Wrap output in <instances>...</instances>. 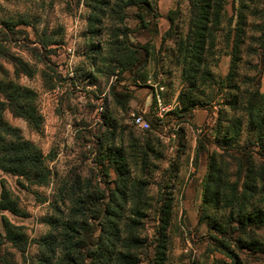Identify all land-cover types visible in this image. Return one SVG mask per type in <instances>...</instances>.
Returning a JSON list of instances; mask_svg holds the SVG:
<instances>
[{"label": "rangeland", "instance_id": "obj_1", "mask_svg": "<svg viewBox=\"0 0 264 264\" xmlns=\"http://www.w3.org/2000/svg\"><path fill=\"white\" fill-rule=\"evenodd\" d=\"M146 2L157 16L143 10L146 27L138 28L131 17L120 23L107 16L88 27L90 11L83 0H0V82L32 93L39 126L9 109L1 119L39 149L49 171L46 185L28 187L20 186L21 177L0 170L5 198L17 210L0 209V264H43L45 259L63 264L65 254H52L44 244L62 239L67 224L75 229L67 235L71 245L81 241L90 250L104 209L119 215L122 237H137L138 247L122 250L136 253V264H155L166 203L171 216L164 264H264V224L253 221L240 232L235 226L228 230L231 212L225 207L247 185L244 211L264 220V127L259 130L264 121V0H206L203 36L192 19L193 6L201 0ZM107 3V11L120 7V0ZM126 26L136 31L126 33L125 45L148 48L129 56L140 58L137 84L130 71L120 70L130 60L118 52L124 49L119 41ZM188 43H202L200 61L184 57ZM123 87L131 92L124 104L117 101ZM152 90L169 105L160 127L152 122L156 104L144 105L145 93L150 92V101ZM251 94L260 105L247 111ZM189 100L200 104L188 109ZM169 108L183 118L168 120ZM132 114L142 115L151 129L134 126ZM117 150L128 186L111 204L108 195L120 180L106 155ZM207 180L218 185L216 203H203ZM3 220L16 227V247L5 239ZM207 221L225 228V234L214 233ZM84 224L90 226L83 229ZM217 242L226 243L236 258L217 252ZM88 254L78 257L80 264H99Z\"/></svg>", "mask_w": 264, "mask_h": 264}, {"label": "trees", "instance_id": "obj_2", "mask_svg": "<svg viewBox=\"0 0 264 264\" xmlns=\"http://www.w3.org/2000/svg\"><path fill=\"white\" fill-rule=\"evenodd\" d=\"M125 2V3H124ZM196 2V1H195ZM193 3L196 4V3ZM84 6H86L89 11L90 15L87 17L88 20V27H90L93 24H96L98 19H103L104 17H108L109 19H118V22H122L124 19L131 17L132 19L137 21L136 27L138 28H144L146 27V23L144 21V12H150L151 15L154 17L157 16V12L155 10H150V5H147L148 3L146 0H120V4L118 8L112 7L109 11H107L109 4L107 3V0H83ZM194 24L196 25V31L201 36L204 35L205 31V25L202 24L201 19H206L203 17V14H206V11L209 8V3L206 2V0H201L199 4L194 5ZM129 8H135L136 12L132 14L126 13V10ZM262 9L264 10V2L262 5ZM115 10H117L115 12ZM202 12L201 16L200 13ZM204 12V13H203ZM115 15V16H114ZM264 17V16H263ZM27 23H25L26 25ZM136 27H124L122 32L123 41H119V45L124 48L121 50H118V52H121L123 55V58L130 59V54H140L141 52L148 51V48L142 47V46H126L127 43V32H135ZM262 29L264 28V19H262ZM89 32L92 33V30L89 29ZM151 34L155 35L157 34L156 26L153 27ZM116 36V35H115ZM43 43V42H42ZM183 50L185 51L184 57L191 58V60H199V55L202 52V43H195L192 44V47H190L189 43L186 44L185 48L183 47ZM139 57H133L132 59L125 61L123 65H121L120 70L123 72L130 71L132 74V82H136L138 78H140V74H137L141 72L139 62ZM20 64V66L24 65L21 60H18L17 62ZM137 63V64H136ZM138 65V66H137ZM25 66V65H24ZM123 66V67H122ZM25 66V70H26ZM133 72V73H132ZM136 72V75L134 74ZM24 74H27V71L24 72ZM138 76V78H137ZM186 82L190 85V88L195 87V83L193 79L188 78L186 79ZM118 102L124 104L131 96V92L126 88H121V90L118 93ZM260 96V95H259ZM188 109L190 108H197L200 104L198 101L189 100L188 101ZM155 104V94H153V98L150 104L153 106ZM260 105V100L256 101L254 99V96L251 94L246 102V110L247 111H254L258 109ZM203 107V105H200ZM5 109L11 110L15 115L22 117L27 123L34 126V128H38L39 126V117L36 115L35 108L33 106V96L32 93L26 89L22 88L17 84H14L11 81H8L7 83L5 81L0 82V170L4 173H8L17 177L22 178V182H19L20 186H44L47 184L48 181V175L49 171L47 166L44 164L43 155L39 151V149L32 144L31 142L27 140H23L22 137L18 134V130L16 128H13L9 126L6 122L2 121V111ZM250 113V112H249ZM251 114V113H250ZM140 115V114H139ZM142 116V115H141ZM168 120H174L176 122L177 120H181L184 116L183 113H180L177 111V109L169 110L166 114ZM250 116V115H249ZM252 116V115H251ZM146 120V119H145ZM148 122V121H147ZM154 125L157 127H160L163 123V119L155 118L152 121ZM149 123V122H148ZM264 127V121L260 122L259 130H262ZM151 129V124L149 123V130ZM6 136H10L14 138L13 141H7ZM199 144H202L201 139L199 140ZM259 144V142L257 143ZM260 148L263 147L259 145ZM203 148V145L200 146V149ZM264 148V147H263ZM198 149V150H200ZM106 159L109 160L110 163L114 165V170L118 175V179L120 180L119 183L115 186L112 194L108 195L109 202L111 204L116 203V197L119 195L124 196L125 189L128 186V181L125 175L126 165L122 163L123 155L121 154L120 150L113 152H110L108 155H106ZM26 184V185H25ZM216 181L207 180V184L203 186V203L207 204L209 200L213 199V201L216 203L219 198L218 193V185L215 187ZM215 187L212 189V187ZM1 188V194H0V209L1 210H7L13 214L17 213L16 207L14 205L13 200L9 198H5V192L6 189L3 185L0 186ZM250 192L248 190L247 185L244 186V192L241 193L242 195L237 194L235 198L228 199L226 208L230 209L231 214V220L229 224L227 225L228 230L235 226L234 231L240 232L243 230V227H246L249 223H252L253 221L255 223H258V225H263L264 220L262 219V216L258 215L255 212L251 213H245L244 206L242 205V200L245 198V193ZM134 196V195H132ZM248 196V195H246ZM134 197H138L134 196ZM225 201V199H224ZM211 202V201H210ZM209 205V204H208ZM171 206L169 203H166L165 206L162 209V217H161V225H160V239H159V245L157 249V256L155 264H164V251L166 249V230L169 226L170 222V216H171ZM115 210V209H114ZM234 214V216L232 215ZM94 216L95 213L93 214ZM94 220L96 217H93ZM119 215L117 213H111L108 212L107 209L103 210V215L101 216V220L98 221L99 225V235L97 239L93 242V246L89 250V246L85 243H80L81 241H78L75 246L71 245L70 238H68L70 232H73L75 229L70 225L67 224L64 226V233L62 236V239L56 240V238L53 237L52 240L45 241L44 246L48 247V251H50L52 254L54 253V250L63 252L65 254L64 256V263L63 264H80L79 263V256L83 259L84 256H87L88 251L91 253L88 254V257L95 258L99 264H136V253L133 254L130 251H123L122 248L128 247L132 248V246H135L134 249L137 246V237L136 236H128L126 238L122 237V233L119 229ZM199 222H202L200 219H198ZM233 222V223H231ZM2 225L5 229V239L12 243L15 247L18 244V240L15 239V236L13 235V230L16 227H12L11 224L6 222L5 220L2 221ZM87 226H90L89 224L81 225L83 229H87ZM207 226L209 229H211L216 234H225V228L219 227V225H213L210 221H207ZM227 230V231H228ZM244 233V231H242ZM62 240V241H61ZM61 241V242H60ZM91 242V243H92ZM218 245H216V250L220 254L229 257V258H236L232 250L226 243L217 242ZM138 247V246H137ZM48 264L47 260H44L43 264Z\"/></svg>", "mask_w": 264, "mask_h": 264}, {"label": "built area", "instance_id": "obj_3", "mask_svg": "<svg viewBox=\"0 0 264 264\" xmlns=\"http://www.w3.org/2000/svg\"><path fill=\"white\" fill-rule=\"evenodd\" d=\"M161 89V88H159ZM155 104L157 107V118L161 119L163 114L168 110V107L164 106L161 101V96L159 92L155 93ZM132 124L138 127L140 130H147L149 129V123L139 114H132L131 115Z\"/></svg>", "mask_w": 264, "mask_h": 264}, {"label": "crops", "instance_id": "obj_4", "mask_svg": "<svg viewBox=\"0 0 264 264\" xmlns=\"http://www.w3.org/2000/svg\"><path fill=\"white\" fill-rule=\"evenodd\" d=\"M137 82H138V80H136V84H137ZM133 83H135V82H133ZM160 88H161V87H160ZM138 90H139V88L136 90V93H137ZM139 91H140V90H139ZM156 91H157V90H156ZM151 93L154 94V93H153V90L151 91ZM134 94H135V93H134ZM145 94H146V102H145L146 104H144V105L150 107V104H151V101H152V100H150V101L148 100L150 92L145 93ZM173 105H175V103H174ZM168 107H169V105H168ZM169 110H170V108H169ZM196 111H199V110H196ZM201 111H203V109H201Z\"/></svg>", "mask_w": 264, "mask_h": 264}]
</instances>
